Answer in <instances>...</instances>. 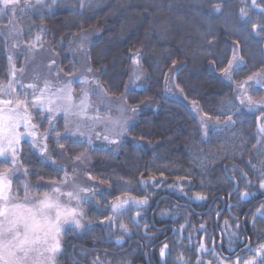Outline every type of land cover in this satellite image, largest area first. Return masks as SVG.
I'll list each match as a JSON object with an SVG mask.
<instances>
[{
    "label": "trees",
    "instance_id": "obj_1",
    "mask_svg": "<svg viewBox=\"0 0 264 264\" xmlns=\"http://www.w3.org/2000/svg\"><path fill=\"white\" fill-rule=\"evenodd\" d=\"M216 2L219 0H84L85 7L81 9L78 0H60L52 9L34 8L18 16L24 26L22 41H31L39 34L41 41L55 50L58 63L65 72L73 67L68 54L73 35L90 27L98 28L100 34L89 47L88 61L112 96L123 94L132 57L140 53L139 65L146 75V88L131 91L128 100L135 106L148 99L153 106L138 113L124 141L111 151L99 150L103 148L91 151L86 144L61 141L65 143L64 153L69 159L74 160L80 153L88 156L87 163L79 162L86 168V173L93 176L96 188L104 191L92 203L81 206L87 214L85 221H91V230L71 231L62 236L63 253L58 257L59 264H80L79 260L93 264L97 259L100 264H118L123 260L132 264H156L159 245L165 242L171 249L169 264L174 260L172 251L179 247L186 252L187 264H197L199 253L215 256V261L216 258L235 260L244 248L241 241L251 248L264 242V216L257 211L264 204V192L259 189L256 178L260 161H264V145L256 143L263 139L255 124L260 112H236L238 104L234 97L235 83L264 69V53L261 52L264 43L253 35L237 52L245 61V66L235 73L239 80L230 83L221 78L219 68L201 45L207 47L206 41L212 40L213 51L220 59L225 55L231 58V45L239 33H230L234 24L248 27L242 19L241 9L248 11L251 0H228L225 11L220 13L213 11ZM179 17L184 18L183 22ZM5 23L6 19L2 18L0 24ZM209 26L211 32L205 38L201 33L209 32ZM41 27L44 32H40ZM173 61H176L175 67ZM73 64L76 70L77 64ZM7 79L8 60L0 38V83H6ZM167 81L177 88L178 97L168 93ZM261 94V89L253 88L249 95L258 98ZM199 115L216 121L217 117L224 121L228 115H233L237 122L212 130L204 137ZM61 123L59 120L58 128ZM22 144L24 151L29 152L27 141ZM28 164L36 165V170L43 176L42 182H38L35 175L29 176L30 182L37 187L33 194L44 191L43 187H38L40 183L53 184L64 176V172H58L55 166L41 167L36 155L28 157ZM226 165H235L247 172L253 186L246 187L239 173L234 176L233 169ZM161 171L166 181L159 187L141 182L150 176L162 179ZM189 174L191 183L183 182L189 194L204 191L201 188L203 181L209 188L207 194L210 197L215 194L223 199L189 201L177 188L169 187L173 181L180 183L177 177ZM233 176L235 182L225 179ZM101 180L107 183H101ZM125 184L127 187L123 186ZM245 191L254 196L245 200L241 196ZM117 196L150 198L142 217L137 218L139 228L131 219L136 211H140L135 207L118 215L112 227L107 221L104 225L99 224L105 216L113 215L109 205ZM229 204L234 205L230 210ZM217 209L221 212L219 218L215 216ZM238 213L244 229L229 245L227 233L234 231L233 228H228L227 233L225 229L222 235L219 226L225 219L233 223L232 218ZM186 220L190 224H186ZM150 221L158 228L145 230L152 233L148 237L154 238L151 247L150 240L141 232V225ZM120 223L127 225L130 231L123 232ZM201 223L206 224V231L198 233L196 228ZM182 224L185 227L181 235L171 233L173 227ZM189 233L191 241L186 238ZM208 234L216 237L215 244ZM201 237L207 252L197 250ZM219 242H223L222 247ZM173 244L176 246L172 247ZM213 248L216 255H213Z\"/></svg>",
    "mask_w": 264,
    "mask_h": 264
},
{
    "label": "snow or ice",
    "instance_id": "obj_2",
    "mask_svg": "<svg viewBox=\"0 0 264 264\" xmlns=\"http://www.w3.org/2000/svg\"><path fill=\"white\" fill-rule=\"evenodd\" d=\"M60 0H0V16L17 17L19 14H24L31 9H52ZM81 9L85 7L84 0H78ZM228 6V0H219L213 4V11L220 13L225 11ZM171 7V5H169ZM255 10V11H253ZM242 19L247 28L238 25L233 26L230 34L239 33L237 39L231 45V58L226 55L224 59H220L216 52L213 51L215 45L212 40H207V47L201 45V48L206 52L207 56L212 58V63L219 68L220 74L230 83H235L239 77L235 73L242 66H245L244 57L237 54L242 44L255 35L260 42L264 43V0H251L249 10L241 9ZM43 19V17H41ZM183 22L184 18H178ZM11 27L8 28V34L5 39L15 38L19 35V30L16 27L14 19H9ZM44 28H40V32H44ZM211 32H203L201 35L207 37ZM41 36L37 34L35 41L39 42ZM15 47V45H14ZM84 44L81 42L80 49H83ZM29 50L35 48L34 43L28 44ZM264 53V48L261 49ZM8 73L11 77L7 83H0V264H59L58 257L63 253L62 236L68 232L77 230H91V221H85L87 215L81 210L82 204L92 203L96 196L103 195L104 190H98L95 187H82L70 179V172L63 165L57 164L56 158L50 153L54 150L49 146V140H53L55 147L60 150H65V143L61 141H71L73 144L83 146L88 145L91 151H97L93 145V136L96 139H103L109 145L121 144V138L125 136L131 129L132 120L135 114L140 110L138 106L129 104L128 96L131 91L146 88V85L137 84L143 77L142 72H134V79L130 84L125 85V93L122 96V104L124 107L120 110L121 115L115 120L110 118H102L100 115H90V109L96 106L92 104L91 98H101L108 95V90L103 83L93 74L91 67L87 68L90 75L77 76L75 74V66L73 65L67 72L57 62L56 59H51L48 68L49 75L41 77L38 74L33 77L35 82L23 84L17 79V71L23 73L24 69L16 68L14 57L9 54ZM133 64L139 66L140 53H136L132 57ZM175 67L176 61H173ZM226 65V66H225ZM216 68L213 69L215 71ZM42 80V84L40 81ZM79 84L80 94L77 96L74 92L73 85ZM17 85L20 91H17ZM264 88V73L249 75L243 81L236 85V90L240 93L236 98L240 104L244 105L249 112L260 110V114L256 117L259 126V132L264 137V97L260 100L253 99L247 94L249 87ZM179 87V85H177ZM183 91V89H181ZM143 103V102H141ZM239 108L236 112H239ZM124 113H131L130 116H125ZM62 114V117H61ZM235 115V113H234ZM58 117L63 120L60 128ZM210 119V118H209ZM47 122L45 126L44 122ZM237 121L233 119V115H228L224 121V126L229 127ZM205 129L208 122L203 121ZM104 125L103 132L97 131L99 125ZM219 124V117H217ZM215 126V125H214ZM21 128L23 130H21ZM43 128V131L41 129ZM62 129V130H61ZM78 139H72L76 138ZM27 139L29 152L24 151L25 145L22 141ZM143 139V138H141ZM257 144L264 145V139L256 141ZM101 151H111V149L103 148ZM36 155L38 164L41 167L55 166L58 172H64L63 178L58 182L53 181V184L64 186H55L51 191H46L42 195H34L33 191L36 187L28 179L30 175L38 177V182L43 181V176L36 170V165L28 164V157ZM76 161L88 162V156L85 153H80L74 157ZM250 163V161H249ZM233 169V174L238 172L239 176L244 180L246 187H252L251 180L248 179V173L242 169H238L235 165H226ZM256 169L255 165H252ZM259 175V189L264 192V161H260V169L257 170ZM76 173V167L71 169V175ZM89 180H93L91 173H86ZM233 177H225L232 182H235ZM162 179H157L155 176H150L148 180L141 181L144 184H150L153 187H159L162 182L166 181L163 171L160 172ZM176 181L169 187L177 188L183 196L189 201H208L213 202L216 199H223L215 194L211 197L207 194L209 188L201 181V188L204 191H197L193 195H188L185 191L184 181L191 183L190 174L185 177H177ZM101 183H107L106 180H101ZM127 187V184L123 185ZM111 187V185H109ZM67 189V190H65ZM22 192V195H21ZM232 193H229L231 195ZM244 199H247L254 194L250 191L241 193ZM150 198H135L127 196L121 198L117 196L115 201L109 207L113 215L105 216L99 221V224L104 225L105 221L108 226H113V221L118 215H123L125 212H130L132 207L140 209L136 211L131 218L137 228L140 227V221L137 218L142 217V211L149 206ZM73 202L75 205L73 206ZM99 203V202H97ZM128 206V207H126ZM229 210L234 205H227ZM257 211L261 216H264V204ZM163 215V213H162ZM187 215V214H185ZM239 213L233 223L230 224L229 219H225L221 227V234H224V229L234 228L236 231L227 233L228 243L232 244L233 238L238 239V233L243 231L244 222L239 219ZM215 216L219 218L221 212L219 209L215 212ZM210 219L212 217L210 216ZM255 219V214H253ZM186 224L190 221L186 220ZM148 223L145 222L144 228L147 230ZM185 225H180V231ZM119 228L123 232L128 233L130 229L127 225L120 223ZM206 231V224L201 223L196 232ZM148 237L147 231L144 233ZM209 239L215 244L216 237L208 234ZM189 241L192 239L191 233L186 237ZM149 247H151L152 237ZM122 240L118 238V243ZM244 248L241 253L236 256L235 260L229 258L218 259L217 264H264V243L259 244L258 248L252 249L248 243L241 241ZM223 242H221L222 247ZM176 245L173 244L172 247ZM199 252H207L208 248L204 243V238H200L197 245ZM248 253H252L248 255ZM213 255H216L213 248ZM171 249L169 243L165 242L159 245V252L156 259V264H169ZM247 256V258H244ZM184 258L178 255L172 264H182ZM93 264H100L99 260ZM118 264H132L131 261L123 260ZM197 264H204L202 260L197 261ZM210 264V262H209Z\"/></svg>",
    "mask_w": 264,
    "mask_h": 264
},
{
    "label": "rangeland",
    "instance_id": "obj_3",
    "mask_svg": "<svg viewBox=\"0 0 264 264\" xmlns=\"http://www.w3.org/2000/svg\"><path fill=\"white\" fill-rule=\"evenodd\" d=\"M33 2H34V0H33ZM19 15L20 14L18 13L17 17H15V18H13L11 16H0V20L2 18L6 19V23L4 25L0 24V38L2 39L3 48L6 52V56L8 57V55L11 54L15 59L16 68L17 69H20V68L24 69L23 73L17 71V79L21 83L27 84V83L35 82L33 80V77L37 74L39 76H41L42 78L48 76L49 75L48 64H49L51 59H56L58 62V56H57L55 50L47 42H42L41 40L39 42H36L35 37H33V39L31 41H28V42L22 41V31L24 30V26L18 20ZM9 19H14L16 27L19 30V35H17L15 38L5 39V37L8 34V28L11 27V25L9 24ZM99 34L100 33H99L98 28L90 27L88 29L82 30V31L74 34L73 37L71 38V40L69 42V46H68V54L71 58V64L74 65L73 62L77 64V69L75 70V74L77 76L90 75L87 72V68L90 67L89 61H88L89 47L92 44V42H94L98 38ZM81 42H83V44H84L83 49L79 48V45L81 44ZM29 43H34L35 48L32 50H29V48H28ZM14 45H15V47H14ZM17 61H19V64L17 63ZM134 72H142L144 74L142 79L139 81H136V83L141 84V85H145V78H146L145 73L141 69L140 65L137 66L133 63L129 69V78L127 80L126 85L130 84L131 81L134 79V77H133ZM259 73H264V69L259 70L254 74H259ZM93 74L97 78H99L98 73L95 70H93ZM254 74H252V75H254ZM219 76L221 78H223V76L220 73H219ZM9 79H11V77L8 73L7 81ZM40 83L42 84V80L40 81ZM239 83L240 82H237L234 85V87H235V92H234L235 96L234 97H235L236 102L238 104L237 107L240 109V111L244 110L246 112H249V111H247V109L244 105L240 104L239 99L236 98L240 94L236 90V85H238ZM80 88H81V86L79 84L73 85L74 92L76 93L77 96L80 94ZM253 88H259V87H256L254 85H253V87H249L248 91H247L248 95L250 94V90ZM259 89L262 90L261 96L258 98L253 97V99L260 100L261 97H264V88H259ZM166 90L168 91L169 94H171L173 96L178 97V95H179L177 88L174 86V84H170V82L167 83ZM17 91H20L19 85H17ZM124 93H125V89H124L123 94ZM123 94H121L119 96H112V95L108 94L106 97L103 96V94H101L102 100H101V98L92 97L91 102L96 107L93 109H90L89 114L90 115H97L98 114L102 118H106V119L110 118L111 120H115V119L119 118L121 115L120 110L124 107V105L121 102ZM142 102L143 103H139V104L135 105V106H138L140 109L138 111V113L141 110H146V109L153 107L151 102L148 99H145ZM259 112H260V110L257 109L256 111L249 112V113L257 114ZM138 113L135 114V116L133 117V120L131 122L132 124L136 121ZM124 115L130 116L131 113H124ZM61 117H62V114H61ZM61 117H58V120H61L63 123V120ZM198 117L202 123V131H203L204 137H206L208 135V133L212 130H218V129L225 128L224 121H226L227 119L224 121H219V124H217L216 120L209 119L206 116L199 115ZM203 121L208 122L207 129H205ZM62 123H61V125H62ZM45 126H47V122H46ZM21 130H23V129L21 128ZM103 130H104L103 124H101L97 127V131L103 132ZM41 131H43V130H41ZM125 137H126V135L121 138V143L124 141ZM72 139H78V137L72 138ZM24 141H27V139ZM93 145L95 148L113 149L116 147V145H109L102 138L96 139L94 136H93ZM49 146H50V148L54 149L50 153V155H52L54 158H56L57 164H61L67 170H69L71 180H73L76 184H79L82 187H95V188L97 187L96 182L94 180L88 179V176L86 174V168L84 167L83 164H81L79 161L69 159L66 156V154L64 153V151L55 147V143L53 140L49 141ZM87 147H88V145H87ZM73 166L76 167V173L74 175H71V169ZM55 186H60L62 188L64 187V186L59 185V184L40 183L38 185V187H43L44 191L39 195H42L46 191H51V188L55 187ZM97 189L100 190L99 188H97ZM65 190H67V189H65ZM34 195H38V194H34ZM188 195L191 196L193 194L188 193ZM201 202H204V201H201ZM74 205H75V202H73V206ZM126 207H128V206H126ZM81 210H82V207H81ZM223 223H224V221L221 222L220 226H222ZM174 229H180V227H173L171 230H172V233H174L176 235H181L182 230L175 231ZM233 230L235 231L234 228H233ZM77 231L81 232L83 230H77ZM224 231H225V229H224ZM226 233H227V229H226ZM180 244L181 243L178 240V247L180 246ZM219 244H221V243L219 242ZM258 246L259 245H257L255 248H252V249H256V248H258ZM251 254L252 253H248V255H251ZM178 255H182L184 258V262H182V264H187L188 259L186 256V252L181 247H179V249H177V251H172V258L174 260ZM224 256H226V255H224ZM109 258L112 259L111 257H109ZM214 258H215V256L212 257L208 254L199 253V260H202L204 262V264H209V262H210V264H217V260L220 258H216V261L214 260ZM244 258H247V256H245Z\"/></svg>",
    "mask_w": 264,
    "mask_h": 264
},
{
    "label": "flooded vegetation",
    "instance_id": "obj_4",
    "mask_svg": "<svg viewBox=\"0 0 264 264\" xmlns=\"http://www.w3.org/2000/svg\"><path fill=\"white\" fill-rule=\"evenodd\" d=\"M148 225H149L148 228H150V227H154L155 229H158L156 226H154V223L151 222V221L148 223ZM141 232H142L143 234L145 233L144 224L141 225ZM171 233H172V232H171ZM147 234H148L149 236L152 235V233H150V232H147ZM79 263H80V264H85V262L82 261V260H79Z\"/></svg>",
    "mask_w": 264,
    "mask_h": 264
},
{
    "label": "water",
    "instance_id": "obj_5",
    "mask_svg": "<svg viewBox=\"0 0 264 264\" xmlns=\"http://www.w3.org/2000/svg\"><path fill=\"white\" fill-rule=\"evenodd\" d=\"M255 124H256V130H257V132L259 133V135L262 137V135L260 134V132H259V124H258V122H257V120L255 119ZM263 139H264V137H263ZM234 190H236V185H235V189ZM243 193V192H242ZM249 198H247V199H245V200H248Z\"/></svg>",
    "mask_w": 264,
    "mask_h": 264
}]
</instances>
